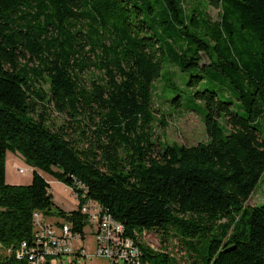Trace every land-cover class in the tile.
Masks as SVG:
<instances>
[{"label":"trees","instance_id":"trees-1","mask_svg":"<svg viewBox=\"0 0 264 264\" xmlns=\"http://www.w3.org/2000/svg\"><path fill=\"white\" fill-rule=\"evenodd\" d=\"M208 3L219 18L185 0H0V242L29 238L36 209L82 229L83 198L55 208L42 169L76 191L81 180L128 232L174 230L204 264H264V203H246L264 172V0ZM203 53L247 114L197 90L208 139L154 154L153 82L166 60L186 69ZM8 150L35 167L31 182L7 181ZM139 244L142 264H177ZM0 264L26 263L13 251Z\"/></svg>","mask_w":264,"mask_h":264},{"label":"rangeland","instance_id":"rangeland-1","mask_svg":"<svg viewBox=\"0 0 264 264\" xmlns=\"http://www.w3.org/2000/svg\"><path fill=\"white\" fill-rule=\"evenodd\" d=\"M185 4L187 7L190 4H196L201 15H204L205 7H207L212 18L217 19L220 17L221 9L214 5H209L208 0H185ZM201 23H205L203 17ZM217 59L219 60V58ZM217 59L214 60L217 61ZM209 62V55L203 53L200 65L187 67L186 69L179 68L170 59L164 63L160 76L153 82V114L155 118L151 123V137L155 142L154 154L160 149V141L163 143L194 144L200 140L208 139L203 120L206 106L204 101L195 96L197 90L205 88L215 90L222 99L232 100V107L235 110L247 114L241 100L235 94L230 77L216 67L215 63L209 64ZM198 74H203V77L198 78ZM190 81H193V83H190ZM46 86L47 84L45 83ZM178 101L180 104H178ZM48 116L50 121L59 122L64 119V115L54 109H49ZM222 121L225 126H228L225 119ZM257 125L264 134V113L257 118ZM86 127L88 134L93 136L92 129L95 124L90 121ZM19 167H23L24 170L21 171ZM6 168V179L8 182L29 183L32 180L35 167L25 160L21 152L8 150ZM38 170L50 183V191L53 194L55 208L61 207L66 210H72L79 207L80 200L71 192V186L42 169ZM246 203L250 205L264 203V172ZM92 230L93 227L88 225L85 232L84 243L88 252H94L96 249V236ZM142 241L154 248L168 251L176 259L177 264H204L198 259L196 251L189 250L184 239L175 233L174 230L166 233L162 229L154 228L146 237H142ZM1 252L0 250V254ZM63 258L64 264H110L106 257L100 255L87 258L83 255L66 254ZM52 261V264H61V262H56L55 259H52ZM146 264L153 263L147 261Z\"/></svg>","mask_w":264,"mask_h":264},{"label":"built area","instance_id":"built-area-1","mask_svg":"<svg viewBox=\"0 0 264 264\" xmlns=\"http://www.w3.org/2000/svg\"><path fill=\"white\" fill-rule=\"evenodd\" d=\"M21 171L23 167H19ZM71 192L79 200L84 222L82 229L75 228L71 220L53 215L41 209L34 210L33 232L27 239L13 249L0 242L1 255H10L13 251L17 258L26 264H52V259L64 264V255L77 254L91 258L104 256L110 264H142L140 241L151 230H126L125 223L116 218L98 199L86 196L87 187L81 180H75ZM70 186V185H69ZM81 194V195H80ZM95 233V251L88 252L84 243L87 226ZM89 229H91L89 227Z\"/></svg>","mask_w":264,"mask_h":264}]
</instances>
